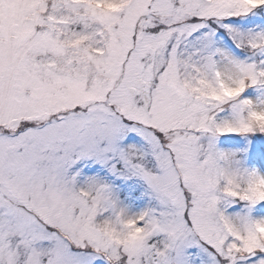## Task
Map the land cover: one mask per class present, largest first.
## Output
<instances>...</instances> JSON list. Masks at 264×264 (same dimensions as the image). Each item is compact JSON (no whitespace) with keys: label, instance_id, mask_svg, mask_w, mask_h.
Returning <instances> with one entry per match:
<instances>
[{"label":"snow or ice","instance_id":"obj_1","mask_svg":"<svg viewBox=\"0 0 264 264\" xmlns=\"http://www.w3.org/2000/svg\"><path fill=\"white\" fill-rule=\"evenodd\" d=\"M0 264H264V0H0Z\"/></svg>","mask_w":264,"mask_h":264}]
</instances>
